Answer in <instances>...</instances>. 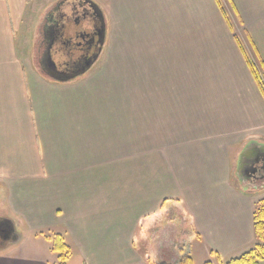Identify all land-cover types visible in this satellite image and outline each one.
I'll list each match as a JSON object with an SVG mask.
<instances>
[{"label":"crops","instance_id":"obj_1","mask_svg":"<svg viewBox=\"0 0 264 264\" xmlns=\"http://www.w3.org/2000/svg\"><path fill=\"white\" fill-rule=\"evenodd\" d=\"M39 1L0 0V221L18 235L0 264H60L56 236L66 264H184L143 248L164 207L195 232L191 264L255 249L264 186L237 172L264 97L235 27L264 61V0H93L112 60L68 82L37 63Z\"/></svg>","mask_w":264,"mask_h":264},{"label":"flooded vegetation","instance_id":"obj_2","mask_svg":"<svg viewBox=\"0 0 264 264\" xmlns=\"http://www.w3.org/2000/svg\"><path fill=\"white\" fill-rule=\"evenodd\" d=\"M92 2L57 0L42 16L35 53L42 71H48V52L55 64L49 68L56 77L66 81L85 76L99 64L107 43L108 26L101 9ZM252 155V152L248 154V158ZM252 171H245L244 181L253 174ZM256 176L260 177L261 171ZM246 183L252 185L260 180L256 178Z\"/></svg>","mask_w":264,"mask_h":264},{"label":"rangeland","instance_id":"obj_3","mask_svg":"<svg viewBox=\"0 0 264 264\" xmlns=\"http://www.w3.org/2000/svg\"><path fill=\"white\" fill-rule=\"evenodd\" d=\"M46 1L47 0H40L39 1L40 5H41L40 17H42V9L44 8V6L52 3V1H49V2H46ZM46 12L47 11H45V13ZM236 23H238V18L236 20ZM240 25L238 26V24H237V26L235 27V28L238 27V29H239L238 31H236L237 32L236 36L238 37V39H240L239 42H242V44L241 43L240 44L243 45L244 51L246 50L245 53H246L247 58L252 63H254L255 65H258V67H259L260 60H262V58L260 57L258 50L256 49L255 45L252 44L251 39H249V36L246 33V31L243 32V28H242L243 24L240 23ZM112 50H113V47L111 45H107L105 47V51L102 55L101 61H111L112 60ZM101 61L99 62V64L101 63ZM204 63L206 65H208L209 60H206ZM94 69H92V70H94ZM259 70H260V67H259ZM89 73L85 74V76L88 75ZM261 74H262V78L264 79V73L262 71H261ZM229 87H231V86H229ZM246 149H247V151L249 150L248 146ZM251 152L252 151H249L248 154H250ZM257 209L258 208L256 207V210ZM162 212H163L162 216L165 215L166 218L164 220H162L161 222H163V221L167 222V225H168V223H170V227L167 226L165 228V234H162L164 226L163 227L158 226L157 230H153V231L147 233L146 235L143 232V235H144L143 248H144V250H146V245H145V239H146L147 244L149 245V248L150 247L155 248V249L153 248L154 249L153 250L154 256L155 257H159V255L162 256V259L164 261H160V262H169V263L173 262V260H175L177 258V256L180 254V251L183 250V253L185 256H184V259L182 262H184V264H191L190 258L188 256H189L190 251L192 250L191 249V247H192L191 242H192L193 238L195 237V232L191 229V227L189 225L188 218H186L185 214H183L182 211L179 210V208H177V207H174V208L173 207H170V208L164 207L162 209ZM0 214H1V210H0ZM172 219H174V220H172ZM148 235H149V238H146V236H148ZM150 235H153V236H150ZM165 236H166V238H165ZM161 243H162L163 247H162V245H160ZM167 243H168V245H166ZM5 245H6V243L0 237V249L2 247H4ZM14 245L15 244L6 245V246L13 247ZM178 248H182V250L179 249L180 250L179 251ZM69 253H70V251H69ZM59 255H60V253H58V256ZM213 261L217 262L215 259H213ZM263 261L264 260H262L260 263H262Z\"/></svg>","mask_w":264,"mask_h":264},{"label":"trees","instance_id":"obj_4","mask_svg":"<svg viewBox=\"0 0 264 264\" xmlns=\"http://www.w3.org/2000/svg\"><path fill=\"white\" fill-rule=\"evenodd\" d=\"M218 3H219V0H218ZM224 17L226 19V23H227L229 29L231 30V32H233L231 24L228 21L227 17L225 15H224ZM237 43L240 46V49L245 56V60H246L248 66L250 68V71H251V73H252V75H253L256 83H257V86H258L262 96L264 97V79L262 78V74H261V71L264 73V61L260 60V65H259L260 70H261L260 71L258 65H255L254 63H252L247 58L246 53H245L243 47H241L240 42L238 40H237ZM248 147H250V146H248ZM246 148H244V150L240 154V160L239 161L241 163L243 162V160L248 159L249 150L247 151ZM262 150H264V148ZM257 208L258 209L255 211V214H254V222H255L256 233L258 235L260 243L255 247V249L244 254L240 258L231 260L227 264H261L260 262L262 260H264V199L261 202H259ZM6 245H7V243H6ZM53 249H54V251L60 253V256H59L60 264H66V259H67V256L69 255V248L65 244L64 239L61 238L60 236H56L53 239ZM206 264H212V263L207 262Z\"/></svg>","mask_w":264,"mask_h":264},{"label":"water","instance_id":"obj_5","mask_svg":"<svg viewBox=\"0 0 264 264\" xmlns=\"http://www.w3.org/2000/svg\"><path fill=\"white\" fill-rule=\"evenodd\" d=\"M92 3L95 4V6L98 7V9H100L99 6L96 3H94V1ZM48 55H49V59L46 62L47 63L46 70L48 71H44V72L57 82H68L66 80L56 77L55 73L51 71L49 67H55V64L53 63L49 52H48ZM249 146H250L248 147L249 151H252L254 156L252 155L253 157L243 160L242 162L243 169H240L237 172V175H239V177L241 178L243 182H253V180H256L257 178V180H260V182L262 183L261 186H264V150H262L264 148V145L258 144L256 142H252L250 143ZM259 165H260V168L257 167ZM251 169L253 170L252 171L253 174L248 177L247 181H244L243 177H244L245 171L246 170L248 171ZM258 171H261L260 177L256 176ZM252 185L256 187L257 183H253ZM0 237L5 243H14L17 241L18 235L16 234L14 223L11 220L3 219L2 221H0Z\"/></svg>","mask_w":264,"mask_h":264}]
</instances>
